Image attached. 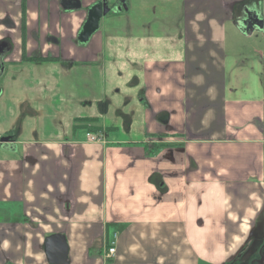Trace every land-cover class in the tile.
Segmentation results:
<instances>
[{
  "label": "crops",
  "instance_id": "obj_1",
  "mask_svg": "<svg viewBox=\"0 0 264 264\" xmlns=\"http://www.w3.org/2000/svg\"><path fill=\"white\" fill-rule=\"evenodd\" d=\"M49 239L68 264H264V0H0V264H54Z\"/></svg>",
  "mask_w": 264,
  "mask_h": 264
},
{
  "label": "water",
  "instance_id": "obj_2",
  "mask_svg": "<svg viewBox=\"0 0 264 264\" xmlns=\"http://www.w3.org/2000/svg\"><path fill=\"white\" fill-rule=\"evenodd\" d=\"M110 9L107 3L93 8L88 15L87 22L84 25L80 40L87 42L90 37L98 30L100 21L103 16L109 13ZM245 30L250 34L253 32L254 25L263 27L262 20H259L256 14L248 13V19L243 22ZM8 139H2L3 143H7ZM54 239H49L46 244V250L49 258L54 264H68L67 251L62 245L53 243ZM264 262V257L261 258V263Z\"/></svg>",
  "mask_w": 264,
  "mask_h": 264
},
{
  "label": "trees",
  "instance_id": "obj_3",
  "mask_svg": "<svg viewBox=\"0 0 264 264\" xmlns=\"http://www.w3.org/2000/svg\"><path fill=\"white\" fill-rule=\"evenodd\" d=\"M25 61H35L33 58L24 57ZM40 61H56L54 58H42L39 59ZM83 129L87 133H97L102 134L104 131H111L112 128H104L98 125V120L95 118H83V119H76L75 120V130Z\"/></svg>",
  "mask_w": 264,
  "mask_h": 264
},
{
  "label": "built area",
  "instance_id": "obj_4",
  "mask_svg": "<svg viewBox=\"0 0 264 264\" xmlns=\"http://www.w3.org/2000/svg\"><path fill=\"white\" fill-rule=\"evenodd\" d=\"M86 137L90 142H102L104 141V136L102 134L97 133H86ZM116 247H111L106 252V258L111 259L115 256Z\"/></svg>",
  "mask_w": 264,
  "mask_h": 264
},
{
  "label": "flooded vegetation",
  "instance_id": "obj_5",
  "mask_svg": "<svg viewBox=\"0 0 264 264\" xmlns=\"http://www.w3.org/2000/svg\"><path fill=\"white\" fill-rule=\"evenodd\" d=\"M264 257V256H263Z\"/></svg>",
  "mask_w": 264,
  "mask_h": 264
}]
</instances>
